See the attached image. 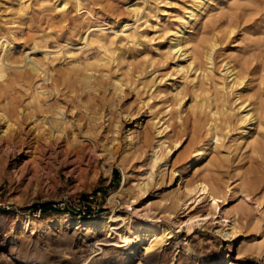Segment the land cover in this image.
<instances>
[{"label":"rangeland","instance_id":"374dc122","mask_svg":"<svg viewBox=\"0 0 264 264\" xmlns=\"http://www.w3.org/2000/svg\"><path fill=\"white\" fill-rule=\"evenodd\" d=\"M0 1V37L5 36L14 39L16 48L13 53L16 59H23L24 52H27L26 48L32 44L36 37L41 39L44 49H47L48 53L56 49L65 51L69 48L75 50V52H80L82 49L75 65L73 64L74 57L69 56V54L63 55V53L49 65L50 76L53 79H58L62 89L57 94L58 97L56 99L62 104L68 103V105H63L65 111L68 114L71 113L70 116L74 117L75 120H77V116H75L77 108L82 107L79 115L82 121H80L79 126L83 132L87 129L90 116L94 113L97 114L103 110L107 120L104 127L98 131L97 141L102 144L99 149L100 152L94 153L90 151V147L93 146L92 141H90L88 136L83 135L85 138L83 137L82 140H85L86 147L89 144L86 148L87 157H80L77 153L66 154L65 144L61 148L56 147L58 149L56 152L49 148L44 149L41 147L37 149L32 147L30 149L20 143L9 147L6 138L0 136V251L5 249L3 246L11 243V235L14 232V228L18 227V215H29L35 221L41 222L47 218L56 220L57 214L61 213L80 216L78 213L90 210L92 213H88L87 218L113 212L122 214L126 219L134 218L139 221L152 219L158 224L168 225L174 237L167 239V243L171 242L170 245L164 248L167 254L161 258V261L154 264H264V161L257 148L259 144L258 140H256L257 134L244 140L241 147H237L234 141L235 132L231 130L233 127L227 128L223 121L225 118H232L234 121L235 116L233 117V115L222 114L223 116H219L217 122L219 127H222L220 128V135H222L220 136L219 147L217 146V148L210 150L206 159L202 160L189 173L188 179L194 181L200 177L206 179L216 178L222 185L224 189L222 188L223 193L219 206L221 213L224 211L231 212L236 209L240 211L242 221L241 234L236 239L226 240L223 233L218 231L219 228H222L221 224H223L220 222L218 213L214 214L213 217L210 214L209 217L211 218L207 219V221L199 218L195 219L197 223L194 224V229L191 231L187 230L185 222L182 223V221L189 218L190 213L196 212V208L193 210L191 208H178L174 217L169 218L163 205L159 206L158 202L163 194L178 188H180V191L183 190L185 183H180L177 177L171 179L170 173L167 174L164 181L160 180L155 183L156 180L160 179L159 175L156 176L157 167L154 169L155 179H153V185L149 188V192L139 199H129L126 192L124 194H120L122 192L114 193L115 195L112 193L121 188V182L124 179L123 165L120 163L123 150H121L120 145H116V142L110 141L113 134L108 133L107 125L110 120L116 121L121 117L120 119L125 125L120 133V139H122L124 138L123 135H125L127 125H135L136 121L140 120V126L133 128L135 134L140 131L142 133L136 136L137 141L140 140L139 138L143 135L142 131L145 129L155 130L154 121L164 113L165 106L171 102L170 94L159 91H165V84L170 80L176 81L177 85L183 81V74L176 66L177 61L180 62V60L176 61V58L172 56L168 58L165 56V49L169 45L170 40L169 28L186 12L187 7L190 5L189 3L193 0H83L81 6H78L75 0H67L68 3L65 6V0H25L29 7L28 13L25 15L19 11L20 2L23 0ZM54 4L56 5L54 6ZM142 6H145V8ZM79 9H83L82 12ZM139 14L140 16H138ZM126 22L129 26L137 29L141 38L144 35L146 38L148 36V39L143 37L144 43L137 45L130 38H119L112 46L115 48L112 50V60L116 59V61L111 62L110 58L109 64L99 65L98 62H95L97 55L100 53L99 46L97 43L87 45L85 39L82 38L83 32L88 25L93 23L100 24L101 28L107 30L111 27L110 31L112 29V31L121 30ZM191 32L194 35V51L197 56V65L206 66L203 47L215 34L219 42L215 51L214 63L217 74H220L224 62L232 60L233 63L238 65L239 70L246 75V80H248L247 88L252 97V102L259 104L264 100V0H210L201 16L192 24ZM67 38L73 41L75 47H65V39ZM150 38L151 41L149 40ZM46 44L49 46L48 48H46ZM78 47H81V49L77 51ZM122 49L123 52L120 51ZM115 52L118 54L122 52L121 58H124V60L119 59L120 55L117 56ZM31 56H34V54ZM36 56L42 57L43 55L38 52ZM86 62L92 64L90 67L93 72L95 70L97 91L89 92L88 90L78 89L80 86L76 82L78 76L90 73V71L86 72L82 68ZM182 62L185 63L183 60ZM69 63H71V66ZM17 68H8L6 78L0 79V108L24 127H22L21 136H29L30 139L33 138L32 130H30L32 124L30 125V120L27 119L26 114L36 85H34L35 80L32 81L29 78L27 65L23 66L24 70L21 68L17 70ZM189 74H191V78L187 79L183 87L182 96L184 99L182 105L180 108L174 107L173 109L172 134L174 138L181 136L182 144H184L171 156L172 162L183 160L194 141L199 136L207 135L208 125L213 120V116L209 112L211 108H219L223 112L227 111L228 109L223 104V99L231 105L235 98V93H228L227 90L223 91L217 85L213 75L208 77L200 75L196 86H194L192 81L195 76L194 70H190ZM218 75H215L214 78L219 79ZM115 78L123 81L124 86L122 89L124 91L115 90ZM39 82L51 86L52 80H46L44 81L45 83L42 80ZM67 86L69 88L66 90L65 87ZM205 93H210L211 97H208ZM151 98L152 100H149ZM47 99L50 104L55 103L53 95ZM72 99L82 105H72ZM79 99L82 101L79 102ZM201 100L204 106L200 105ZM86 101L90 105H86ZM142 101L146 103H142ZM73 107H76L74 113L71 109ZM18 108L21 109L23 118L18 116ZM46 109L52 110L50 106H45L43 109L38 107V117H42L45 114L44 112L47 111ZM161 109L164 110L162 111ZM88 112H91L90 115ZM176 113L179 114L177 115ZM155 117L156 119H153ZM73 128L72 125L68 126L69 130ZM226 130L227 132H225ZM106 142H110L107 145L115 146L114 149L116 148L118 151L115 159H111L110 153L102 149L104 147L103 143ZM124 143L123 148L125 147ZM146 147H143V149ZM151 154L152 148H146V152L141 148L126 166L125 171L128 173L126 187L132 188L135 193L139 190L136 185L146 179L147 174L142 173L149 170V166L146 163L148 162V156ZM99 155L100 158L98 160ZM109 168L110 171L107 172L106 170ZM251 178L254 179V184L249 183ZM241 185L249 187L250 197L236 191L237 189L239 190L237 186ZM235 187H237L236 190ZM191 202L192 199L188 203L190 204ZM46 203L49 205L47 211L42 209L40 212V206ZM211 204V198H204L200 205L196 204L197 206L195 207L198 208V213L202 214V218L207 216L206 214L209 210H212L210 208ZM125 224H128V222L120 221V225L123 226ZM19 233L21 237H24V240L18 249V254L10 255V258L12 256L10 259L12 264H75V262H80L78 264H101L103 262H107L105 264H118L117 258L113 253L108 254L102 261H90L92 258L101 257V255H96V253L101 251L99 249L101 245L96 243V238L99 235H86V231L82 228H68L65 225L57 224L42 227L37 223L32 229L24 230L22 233L20 230ZM65 236H72V238L65 239ZM29 237L31 240L28 239ZM239 239L256 243L262 242L261 255L251 252H245L242 256L238 255L239 249L237 246L240 244ZM90 243L93 244L90 245ZM188 246H191L195 256L189 254V252L187 253ZM69 247H72V254L64 256L62 250L67 251ZM5 250L8 254L7 247ZM75 254L81 256L76 258ZM98 261L99 263H97ZM129 264H139L137 257L130 258Z\"/></svg>","mask_w":264,"mask_h":264},{"label":"bare ground","instance_id":"6f19581e","mask_svg":"<svg viewBox=\"0 0 264 264\" xmlns=\"http://www.w3.org/2000/svg\"><path fill=\"white\" fill-rule=\"evenodd\" d=\"M75 1H76L78 6L82 5L83 0H75ZM26 2L27 1H25V0L21 1L20 7H19V11H21V13L24 15L28 13V8H29L28 4H26ZM208 2H210V0H193L191 3H189L190 5L187 7L186 12L176 21L175 24H173L169 28L170 40H169V45L165 49L166 50L165 56L167 58L172 56V57L176 58V61L180 60V62L177 61L176 66H177L178 70L181 71L183 74V76H182L183 81L179 85H177L176 81L174 82V80H170V78H169L170 81L168 83H166V81H165L166 84L164 83L166 90L165 91H159V92H164V93L167 92V94H170V101L171 102H169L165 106V108H164L165 110L163 109L164 113L162 112L163 114L161 116L157 115V116H159V117L156 116L157 119H156V117L153 118V119H156L154 121L155 130L150 131L148 129L147 130L143 129L144 130V131H142L143 135L141 138H139L140 140L137 141L136 136L142 134L141 131L139 133L135 134V131L133 129L135 127L140 126V120H137L135 125H132V124L127 125V129H125V135H123L124 138L121 137L122 139H120V133L122 132L123 128L125 127L124 123L120 119L121 117H119L116 121L115 120L109 121V123L107 125L108 133L113 134V137L111 138L110 141L116 142V145H120L121 150H123L122 151V157L120 159V163L123 165V171H124V179L121 182V188L116 190L115 192H112V193H113V195H115L114 193L122 192L120 194H124V192H126L129 199H139L141 196H143L147 192H149V188H151V186L153 185V183H154L153 179H155L154 178L155 177V170L154 169L157 167V170H156L157 175L156 176L159 175L160 179L156 180L155 183H157V181H160V180L164 181L167 174H169V173L171 174V179H174L175 177H177V179L180 180V183H183V182L185 183V186H184L185 188L183 190L180 191V188H178V189H174V190H172L166 194H163L161 196V199L158 202L159 206L163 205L165 212H166V214H168L169 218L174 217V214L178 208H181V209L182 208H184V209L185 208L186 209L191 208V210L196 208V210H195L196 212L190 213L189 218L182 221V223L185 222L187 230L191 231L192 229H194L193 228L194 224L197 223L195 219L199 218L200 220L207 221V219L211 218V217H209L210 214L213 217L214 214L218 213L220 215V222L223 223V224H221L222 228H219L218 231L220 233H223L226 240H228L231 238L236 239L241 234L242 221H241L239 209H236V210L231 211V212L224 211L223 213H221V208H219V206H220V201L222 198V193H223L222 188L223 187L217 181V179L216 178L206 179V178L200 177V178H196L194 181H192V180L188 179V175H189V173H191L193 171V169L199 163L202 162V160L206 159V157L209 155L210 150H212L213 148H217V146L219 147L220 136L222 135V134L220 135V128H222V127H219L217 121L219 120V116H221L222 114L233 115V117L235 116L234 117L235 122L232 120V118L231 119L225 118L223 121H224L225 125L227 126V128L230 126L233 127V129H231V130H233L235 132L234 141L236 142L237 147H241L244 140H246L249 137L257 134L256 140H258V143H259L258 144L259 146L257 145V148H258V151L260 152L261 158L264 161V100H262L259 104L257 102H254V103L252 102V97L249 94V91L247 88V81L248 80H246L247 79L246 75H244L239 70L238 65L236 63H233L232 60L224 62V64L222 65L223 68L221 69L220 74L219 75L217 74L215 67H214L215 66L214 63H215V51H216L217 46L219 45V42H218L217 36H215V34L210 40L207 41V44L203 47L206 66L203 67L202 64L197 65V62H196L197 56H196L195 51H194V35L191 32L192 24L194 23L195 20H197L201 16V14L205 10V7L208 4ZM67 3H68V1L65 0L64 6ZM11 4H12V2H11ZM146 4H148V3H146ZM55 5L56 4H54V6ZM185 6H187V5L185 4ZM9 7H11V6H9ZM143 8H145V6ZM7 9H9V8L7 7ZM7 9H6V11H8ZM82 10L83 9H79V11H81V12H82ZM87 11H88V9H87ZM138 16H140V14ZM144 23H142V24H144ZM122 24H123V22H122ZM142 26H144V25H142ZM108 30L105 28H101L100 24L98 25L96 23H93V24H90L87 26V28L83 32L84 34L81 33L82 38L85 39L87 45H90L93 43L98 44L99 49H100V53L97 55L96 61L95 60L94 61L98 62L99 65L106 64V63L109 64L108 61L110 58H111V62L116 61L115 58H114L115 60H112V54H113L112 50L115 49L112 46L116 43V41L119 38H121V39L130 38L137 45L143 44L144 40L142 38L143 37L146 38V36H144V35L141 38L137 29L133 26H129V24H127V22L125 25H123L121 30H114V31H112L113 29L111 31L110 30L108 31ZM203 31H204V29H203ZM205 31H207V30H205ZM216 32H218V31H216ZM52 34H54V33H52ZM164 34H166V33L164 32ZM228 36L230 37V35H228ZM64 38H66V37H64ZM151 38L149 39L150 41H151ZM146 39H148V36ZM65 40H66L65 41L66 42L65 47H69V46L75 47V44L73 43V41L69 40L68 38ZM45 46H46V48L49 47L47 44ZM62 46H64V45H62ZM58 47H59V45H58ZM15 48H16L15 41L12 37H5V36L0 37V79L4 78L6 76L8 68L14 67L16 69V67H18V68L23 69V66H25V65L28 66L29 78H31L32 81L35 80L34 85H36L35 90L31 96L32 97L31 101L28 104V112L26 114L27 119L30 120V125L32 124L30 126V130H32L31 134L33 135V138L29 139V136H27V137H23L25 135L21 136L23 126H21L17 121H14L13 118H11L9 115H7L6 112L0 108V133H1L0 136L1 137L3 136L4 138H6L7 145L10 147L11 145L15 146V145L20 143V144L26 145L30 149H32V147L33 148L36 147L35 149L41 147L44 149L49 148V149L56 152V150H58L56 147L61 148V146L63 144H65L66 145V149H65L66 154L77 153L78 156L81 157V156L87 155L86 148L89 145L88 144L86 147L85 140H82V138L84 137L83 135H85V136H88V138L90 139V141H92V144H93V146L90 147V151L97 153L100 149V146L102 145L97 141L98 131L104 127V124L107 121L105 119L106 115L103 114V110H102V112H98L97 114L94 113L93 115H91L89 123L87 124V129L83 132L81 127L79 126L80 121H82L81 118L79 117L81 110H82V107L77 108L76 112H75L76 107L71 108L73 110V113L75 112V116H77V120H75L74 117L70 116L71 113L68 114L65 111V107L63 105H68V103L62 104V102H60V101H58V99H56L58 97L57 94L60 93L62 91V89L60 88V84H59L58 79H53L50 76L51 73L49 70V65L55 59L59 58L62 53H63V55L69 54V56L74 57L73 64L75 65L77 57H78L79 53L82 51L81 47H78L76 49L77 51L81 49L80 52H75V50H71L69 48L65 51H62L61 49L55 48L56 50H51L50 53H48L47 49H44L45 47L42 44L41 39L39 37H36L34 39V41L32 42V44L26 48L27 52H24V56H22V58H23L22 60H18L15 58L16 56L13 53ZM116 51H117V49H116ZM120 51L123 52V49ZM38 52H41L43 56L42 57L36 56V53H38ZM115 53H117V52H115ZM121 53H119V54L117 53V56L120 55V57H118L119 59L122 57ZM124 53H125V51H124ZM33 54H34V56H31ZM22 55H23V53H22ZM143 55H142V57H143ZM50 56L53 58H51ZM62 56H61V58H62ZM144 56H146V55H144ZM131 58H133V57H131ZM121 59L124 60V58H121ZM156 59H157V57H156ZM182 60L185 63H183ZM22 62H24V64H22ZM89 62H91V61H89ZM120 62H122V61H120ZM165 62H167V61H165ZM123 63H124V61H123ZM69 64L71 66V63H69ZM91 65L92 64L88 63V62H86V64L83 65L82 68L86 72L90 71V73H87L86 75L83 74V76H78V78L76 79V82L80 84L78 89L88 90L89 92L90 91H97V88H96L97 83L95 81L97 79H95L96 77L94 74L95 70L93 72V70L90 67ZM151 65H152V63H151ZM108 66H110V65H108ZM18 68H17V70H18ZM121 69H122V67H121ZM190 70L191 71L194 70L195 76L192 78L194 86H196L200 75H203L206 77L213 75V79L217 83V85H219V87L223 91L227 90L228 93L229 92L235 93V95H234L235 98L232 102L233 105L232 104L229 105L225 101V99H223V104L227 106V109H228L227 111L223 112L219 108H216V109L211 108V110L209 112H211V114L213 116V120H212L211 124L209 122L210 125H208L209 127L207 128L208 129L207 135L206 136H199L194 141V144L187 151L183 160H180L179 162H172L171 156L175 153L176 150H179L184 144V143L182 144V139H181L182 137L181 136H180L181 138L180 137L174 138V136L172 134V131H173V115H174L173 109H174V107L180 108L182 105V102L184 99L182 96L183 95V87L185 85V82L187 81V79H189V77L191 75V74H189ZM104 71H106V70L104 69ZM52 72H53V70H52ZM131 72H132V69H131ZM177 74H178V72H177ZM248 74H250V73H248ZM215 75H218L219 79L214 78ZM125 77H127V76H125ZM136 77H135V79H136ZM106 78H107V75H106ZM50 79L52 80L51 86L44 85V84H41L39 82L41 80L44 82V81H46V80L48 81ZM64 82H66V80H64ZM127 82L129 83V81H127ZM156 82H158V81H156ZM133 83H134V81H133ZM208 85H209V83H208ZM123 86H124V83L121 79H117V78L114 79V88L116 91H119V92H121L122 90L124 91V89H122ZM140 86H142V85H140ZM145 87L147 88V86H145ZM65 88L67 90V88H69V87L67 86ZM72 92H70V93L72 94ZM155 92H157V91H155ZM210 93H212V92H210ZM210 93H208V94L205 93V94H207L208 97H211ZM52 95H53V98L55 100L54 104H50L49 100L47 99L50 96L52 97ZM161 95H162V93H161ZM142 99L144 100V98H142ZM145 99H147V98H145ZM203 99H204V96H203ZM149 100H152V98ZM80 101H82V100L79 99V102ZM201 101H200V105L202 104L204 106L203 101H202V103H201ZM144 102L142 101V103H144ZM85 103H86V105H90L87 101ZM71 104L72 105H82L80 103H77L73 99L71 100ZM144 105H146V104H144ZM45 106H50L52 108V110L46 109L47 111L44 112L45 114L42 117H38L37 108L39 107L40 109H43ZM195 109H196V107H195ZM18 110H19L18 116H21L23 118V114H22L21 109L18 108ZM152 110L153 109L151 108V111ZM178 110H180V109H178ZM202 110H203V108H202ZM88 113L90 115L91 112H88ZM125 116H128V115H125ZM130 118H131V116H130ZM178 120H180V119H178ZM208 120H210V119H208ZM124 122H126V121H124ZM133 122H134V120H133ZM232 122H233V125H232ZM70 125H72V127H74L72 130L68 129V126H70ZM225 132H227V130ZM152 133H153V135H152ZM33 139H35V141H33ZM104 139H103V141H104ZM1 140H4V139H1ZM123 142H125L124 148H123ZM109 143L110 142L103 143L104 147L102 149L104 151L110 153L111 159H115L118 151L116 150V148L114 149L115 146L111 147L110 145H107ZM143 147L152 148V154L150 156H148V158H147L148 162L146 163L149 166V170H146L144 173H142V174H147L146 179H144L142 182H139L137 185L135 184L139 189L135 193L132 191V188L130 189V188L126 187L127 181H128L127 180V178H128L127 174L128 173L125 171V169H126L128 162L132 159V157L135 156V154L137 152L140 151L141 148H142V150H145V152H146V148L143 149ZM12 148H15V147H12ZM35 149H33V150H35ZM219 151L221 152V150H219ZM149 153H150V151H149ZM230 154H232V153L230 152ZM100 155L98 156V160L100 158ZM224 156H222V157H224ZM144 160H146V159H144ZM237 162H239V161H237ZM115 163H117V162H115ZM106 171L109 172L110 168ZM233 175H235V174H233ZM172 182H173V180H172ZM249 183L254 184L255 183L254 179L253 178L249 179ZM237 187H239V190L237 189ZM237 187H235V190L237 189L236 191H239V192L243 193L245 196L250 197L249 187H247L246 185H241V186H237ZM228 194H229V192H228ZM204 198H207V199L211 198L212 204H211L210 208L212 210L211 211L209 210V212L206 214L207 216L202 218L201 217L202 214L198 213L199 210L195 206L200 205L203 202ZM190 199H192V202L189 204L188 202L190 201ZM226 199H228V198H226ZM127 219L122 214H117V213H113V212L100 214V215L92 217V218H81V217L69 215L67 213H61V214H57V219H56L57 222L53 218H47V219L39 222V221H35L29 215H25V216L18 215V221H17L18 227L16 229L14 228V232L11 235L12 241L9 245L3 246L5 249L7 247V250L9 253L7 254L5 249H2L3 251H0V264H12V261L10 260L12 258V256L10 258V255L18 254L17 253L18 249L21 247V244L24 240V237H21L19 231L21 230V233H22V232H24V230L32 229L34 227V225L37 223H39L42 227H48L50 225L57 224V225H65L68 228L69 227L70 228L71 227L82 228V229H84V231H86V235L98 234L99 237L96 238V243H99L101 245V247L99 248L101 251L96 253V255H101V257H99L97 259L92 258V260H90V261H97V260L102 261L104 258H106V256L108 254H111V253L115 254L118 264H129L130 258H134V257H137L139 264H154V263H158L159 261H161L162 260L161 258L167 254V251H164L165 246H168L171 244V242L167 243V239L174 237L170 227L166 224H158L152 219H150V220L147 219L146 221H139V220H135L134 218H129L128 220ZM121 220L128 222V224H125L123 226L120 225ZM243 221H245V220H243ZM67 230H69V229H67ZM104 232L106 233L105 235H104ZM255 233H256V231H255ZM166 236H167V238H166ZM64 238L65 239H71L72 236H65ZM28 239L31 240L30 237ZM239 241H240V244L238 243L239 245L237 246L239 249L238 255L242 256V254L245 252L257 253V254L261 253V250L263 248L262 242H257V243L256 242H249V241H245L243 239H239ZM92 244L90 243V245H92ZM71 248L72 247H69L67 251L62 250V253L64 254V256L72 254ZM188 252H189V254L193 255V250L191 249V246L187 247V253ZM80 256L75 254L76 258H79ZM193 256H195V255H193ZM186 258L188 259L187 256H186ZM175 260H176V258H175ZM59 262H57V263H59ZM78 263H80V262H75V264H78ZM97 263H99V261ZM103 263L105 264L107 262H103ZM103 263H101V264H103Z\"/></svg>","mask_w":264,"mask_h":264},{"label":"trees","instance_id":"16d2710c","mask_svg":"<svg viewBox=\"0 0 264 264\" xmlns=\"http://www.w3.org/2000/svg\"><path fill=\"white\" fill-rule=\"evenodd\" d=\"M48 207H49L48 203L42 205V208H43L44 211H47ZM87 216L88 215L76 216V217L87 218Z\"/></svg>","mask_w":264,"mask_h":264},{"label":"built area","instance_id":"2783aa9c","mask_svg":"<svg viewBox=\"0 0 264 264\" xmlns=\"http://www.w3.org/2000/svg\"><path fill=\"white\" fill-rule=\"evenodd\" d=\"M41 207V209H40V212H41V210L43 209L42 208V206H40ZM40 212H39V214H40ZM88 213L90 214V213H92V211H84L83 213H78V215H80V216H83V215H88Z\"/></svg>","mask_w":264,"mask_h":264}]
</instances>
